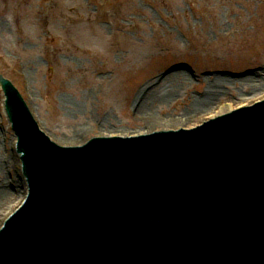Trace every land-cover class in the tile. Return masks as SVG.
I'll return each instance as SVG.
<instances>
[{"label": "water", "instance_id": "water-1", "mask_svg": "<svg viewBox=\"0 0 264 264\" xmlns=\"http://www.w3.org/2000/svg\"><path fill=\"white\" fill-rule=\"evenodd\" d=\"M1 75L29 194L0 231V264H264V102L69 149Z\"/></svg>", "mask_w": 264, "mask_h": 264}, {"label": "rangeland", "instance_id": "rangeland-1", "mask_svg": "<svg viewBox=\"0 0 264 264\" xmlns=\"http://www.w3.org/2000/svg\"><path fill=\"white\" fill-rule=\"evenodd\" d=\"M178 73L186 79L180 91L143 106L142 94L156 85L162 94L163 79ZM251 73L264 80V0H0V74L63 146L194 128L264 99V83L256 91L231 83L222 88L228 93L205 96L208 82ZM207 99L201 112L188 108ZM2 101L0 90V136L12 137ZM9 145L18 191L0 201V221L25 191Z\"/></svg>", "mask_w": 264, "mask_h": 264}, {"label": "bare ground", "instance_id": "bare-ground-1", "mask_svg": "<svg viewBox=\"0 0 264 264\" xmlns=\"http://www.w3.org/2000/svg\"><path fill=\"white\" fill-rule=\"evenodd\" d=\"M185 81H186V79H183V77L179 73L176 74V75H167L166 78H164L163 81H162V82H164L163 84L167 83V86H166L167 89H165L162 94H160L158 91H156L157 86H159V85H156V87L153 86V88H151L149 92L147 91L148 94L147 93L146 94H142V96L144 97L143 99L142 98L140 99V97H139V99L141 100V103L143 104V106L146 105V104L147 105L148 104L155 105V104H158V103L162 102L163 100L171 99L173 93H177L178 91H180L177 88L178 84L179 83H185ZM231 83H236V84L240 83V85H242V86H248L247 91L248 90L249 91H256L257 88L256 89H254V88L259 86L260 84H263L264 80L261 78L260 73L250 74L249 76H245L241 80H233V79L228 80V79H225V78L224 79L216 78V79L212 80L211 82H208V86H207L206 91H205V93H207V94L205 96L209 97V95H211V94L213 95V94H216V93H228L227 91L224 92L222 90V88L224 90H227L226 86H228ZM162 86L159 87V90L162 88ZM241 91L243 92L245 90L242 89ZM60 101L63 102V100H60ZM208 102H209L208 99L205 102L198 101V103L196 105H192L191 107H188V108H192V110L195 111V112H201L202 111L201 109L204 108L205 106H207L208 104H206V103H208ZM207 108H205V109H207ZM138 110H139V108H138ZM140 110H142L141 106H140ZM143 110H144L143 112H146V110L144 108H143ZM79 137L75 138L76 142H78ZM12 141H13V144H14V137H12V139L9 140V143H12ZM85 142H86L85 140H82L80 138V141L77 144L75 143V145L84 144ZM1 147H2V141L0 140V149H1ZM11 155H13V153H11ZM4 165H5V163L3 162L2 156H1V158H0V201H1V203L5 199L14 197V195H16V191H18L17 188L10 189L7 186L8 185V181H9V177L7 179V185L4 186L2 184V178L4 176L5 177L7 176L6 173H5V166ZM3 181H4V179H3Z\"/></svg>", "mask_w": 264, "mask_h": 264}]
</instances>
